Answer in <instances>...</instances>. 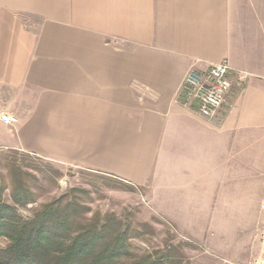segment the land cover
Returning a JSON list of instances; mask_svg holds the SVG:
<instances>
[{"label":"crops","instance_id":"0c3cea01","mask_svg":"<svg viewBox=\"0 0 264 264\" xmlns=\"http://www.w3.org/2000/svg\"><path fill=\"white\" fill-rule=\"evenodd\" d=\"M222 60L238 73L206 119L180 87ZM3 112L0 150L142 187L193 239L264 199V0H0Z\"/></svg>","mask_w":264,"mask_h":264},{"label":"rangeland","instance_id":"374dc122","mask_svg":"<svg viewBox=\"0 0 264 264\" xmlns=\"http://www.w3.org/2000/svg\"><path fill=\"white\" fill-rule=\"evenodd\" d=\"M6 166L25 174L24 184L33 194V202L17 207L23 218L30 217L42 204L63 197L87 208L86 218L113 215L124 223L123 229L141 231L140 238L130 240L135 252H157L160 256L169 253L176 264H262L259 239L264 236V199H245L242 214L211 215L209 224L204 216L203 233L196 231L194 238L188 239L174 224L154 214L142 187L21 151L0 150V183L4 179L3 199L7 203L12 204V184ZM186 233L192 236L191 231ZM6 243L0 238V247Z\"/></svg>","mask_w":264,"mask_h":264},{"label":"trees","instance_id":"16d2710c","mask_svg":"<svg viewBox=\"0 0 264 264\" xmlns=\"http://www.w3.org/2000/svg\"><path fill=\"white\" fill-rule=\"evenodd\" d=\"M12 184V204L3 199L4 179L0 183V264H176L172 254L138 253L131 239L141 231L132 230L113 215L95 214L86 218L87 208L63 200L42 204L28 218L18 206L33 202L24 184V173L6 166ZM14 179V180H13ZM145 227L146 224H139ZM130 227V225H129Z\"/></svg>","mask_w":264,"mask_h":264},{"label":"built area","instance_id":"2783aa9c","mask_svg":"<svg viewBox=\"0 0 264 264\" xmlns=\"http://www.w3.org/2000/svg\"><path fill=\"white\" fill-rule=\"evenodd\" d=\"M233 71L235 70L229 66L226 60L210 66L206 71L189 69L180 87L181 100L185 104L194 105L200 116L206 119L216 118L231 91L229 76ZM241 78L240 74L239 79ZM0 120L6 124L17 122L15 116L4 112L0 114ZM262 207L264 208V201ZM261 263L264 264V258Z\"/></svg>","mask_w":264,"mask_h":264}]
</instances>
